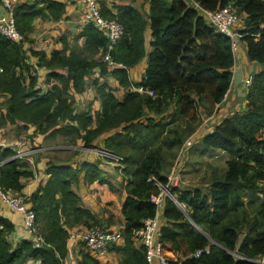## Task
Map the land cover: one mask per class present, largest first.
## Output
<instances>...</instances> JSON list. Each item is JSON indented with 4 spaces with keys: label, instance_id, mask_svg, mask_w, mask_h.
<instances>
[{
    "label": "trees",
    "instance_id": "trees-1",
    "mask_svg": "<svg viewBox=\"0 0 264 264\" xmlns=\"http://www.w3.org/2000/svg\"><path fill=\"white\" fill-rule=\"evenodd\" d=\"M147 1V14L130 3L116 5L115 14L102 11L124 27L109 51L113 62L119 64L112 68L103 58L108 38L91 23L84 24L79 34L84 37L86 49L92 50V55L99 54L98 59L74 50L46 52L29 48V53L37 57L36 66L46 69L44 88L37 86L38 76L26 61L22 40L12 41L0 33V93L7 96L3 118L31 122L39 132L76 133L84 146H91L102 132L122 124L119 131L103 140L105 148L123 155L126 197L121 206L123 238L117 249L123 254L120 264H147L146 247L134 231L158 212L157 181H167L164 154L177 152L197 127L200 108L209 113L223 99L232 78L230 36L211 26L199 6L215 9L232 3L236 13L245 16L243 28L237 30L245 42L247 57L261 68L251 76L242 110L222 117L201 138L202 152L214 147L229 154L224 172L212 178L208 191L199 186L172 185L174 198L164 196L166 222L160 227V253L166 264H260L255 260L264 259V198L256 206V215L246 222V210L238 216L243 200L237 188L254 189L256 180H264V0ZM42 3L44 6L20 3L15 7L16 26L24 40L33 31L34 20L43 16L42 7L53 19L65 11L62 2ZM147 26L151 33L148 51L144 38ZM144 57L147 59L141 80L134 82L128 67ZM93 69L113 76L124 90L119 100L106 82L95 81L101 110L94 118L88 112L75 111L72 95V90H83L85 77ZM168 114L172 115L169 121ZM60 121H64L62 125ZM12 153L5 147L0 159ZM22 166L16 158L0 166V182L6 191L21 189L19 177L31 174ZM82 169L86 179L112 191V182L101 175L95 163L84 161L77 171L69 164L51 163L46 184L26 199L37 223L42 222V228L38 225L44 243L35 246L33 240H21L13 244L8 239L13 224L0 216V264H23L28 258L40 259L41 264L63 263L69 231L62 225V217L65 215L66 221L72 211L73 221L94 219L87 206L78 204L81 198L71 186V178ZM178 203L184 204L185 210ZM242 222L248 228L239 241ZM197 250L200 252L195 255ZM80 264L111 263H101L84 248Z\"/></svg>",
    "mask_w": 264,
    "mask_h": 264
},
{
    "label": "crops",
    "instance_id": "crops-1",
    "mask_svg": "<svg viewBox=\"0 0 264 264\" xmlns=\"http://www.w3.org/2000/svg\"><path fill=\"white\" fill-rule=\"evenodd\" d=\"M64 3L65 11L62 16L58 19H53L45 8L42 7L43 16H39L34 20L33 31H31L28 40L22 39V46L26 52V61L31 66V72L37 73L38 82L37 86L40 88H44V74L46 69L43 67H37L36 61L37 57L29 53V48L32 49H43L46 52H50L52 49H64L67 45V42L71 43L75 40L79 45L84 43V37L80 36V30L82 29V22H80L82 6L79 0H56ZM30 3H36L38 6H44L42 0H32ZM130 3L133 7L138 8L142 13L147 14L149 9V3L147 0H99L100 11L106 9L108 11L107 14L112 13L115 14V6L118 4H127ZM105 14V16H108ZM104 15V14H103ZM110 17V16H108ZM145 38V48L146 51L149 49V42L151 39L150 29L147 26L144 31ZM238 50L237 54L234 55V61L232 66V78L230 82V86L225 93L223 99L217 103L213 109L210 111L209 115L206 116L202 121L206 124L211 123L207 129L200 130L198 128L201 127L200 124L197 125V131L193 132L192 136H189L191 140L186 144V148L189 149L192 146L194 141H198L201 139L204 134L211 131L216 123L220 121V119L226 115L233 113L236 110H242L246 103L245 99V89L242 85L238 83V81H242L241 78H245L251 73L258 71L260 69V64L256 61L249 60L246 54V45L244 41L239 37L237 38ZM67 41V42H66ZM28 42V43H27ZM146 57H144L139 62L134 65L128 67L129 77L134 82H139L141 80L142 74L144 72V68L146 66ZM239 78L237 79L236 78ZM95 81L98 82H106L108 86L112 89L114 95L120 100L124 95L123 88L120 87L118 81L109 74L101 75L97 69L91 70L85 77L84 88L80 92H75L72 90V95L75 96L73 101V107L77 112H88L89 115H94L96 112L101 110L100 99L96 92V84ZM137 91L141 92L142 89L137 87ZM236 92H235V91ZM4 99V97H3ZM6 111V107L1 109L0 118L3 119L4 113ZM202 108H200L199 113L202 112ZM151 114V113H149ZM1 119V120H2ZM4 121V120H3ZM5 124H13L8 126H15L17 124L16 121L9 122L7 121ZM63 121H60L59 125H62ZM70 124H76L75 122H70ZM121 125L110 128L102 132L94 141L91 146H84L83 141L79 138L80 142L77 144L72 143V146H65L62 144H53V142H46L45 138H48L49 135H52L48 132H39L36 129V126L31 122H26L25 131L29 137L26 135L20 134L19 136H12L8 134V131L11 127L3 126L0 124V144L3 145L2 149L5 147H9L13 151L27 150L33 148L34 151L29 153L24 158H17L21 162H23L22 168L30 171L31 174L28 176H20L19 180L22 184V191H25L28 195L33 192L37 187L44 186L50 177V173L48 172V166L51 163L55 164H69L73 170L77 171L83 162H92L95 163L97 168L100 169L101 175L108 178L113 185L112 192H115L120 197L116 200L117 210L116 215L119 220V223H110L109 227L112 228H121L123 217L121 213V206L126 197V191L124 188V176H122V170L124 164H119L116 166L114 162H110L106 160L103 156L100 155L102 150H109L103 146V140L107 136L119 131L121 129ZM199 130V132H198ZM198 132V133H197ZM54 135L61 134L59 132L53 133ZM197 134V135H196ZM64 135V134H61ZM200 136V138H198ZM188 139V140H189ZM75 142V141H73ZM37 146V147H36ZM72 148L70 154H66V148ZM201 148V154L207 152V155L211 154L215 151H212L211 148H207L202 152L203 146ZM1 149V150H2ZM186 149V150H187ZM210 149V150H209ZM0 150V152H1ZM183 150V149H182ZM73 151V152H72ZM221 152V151H220ZM59 153V154H58ZM184 152L182 154L183 157H187V153L185 156ZM9 155L3 156V158L8 157ZM178 159L180 157H177ZM227 158V157H226ZM224 158V160H226ZM118 168V171L116 170ZM84 169L77 172V177L71 178V186L72 189L80 196L81 200L86 203L93 216L100 215L101 218L108 217L109 211L103 210L100 207V204L95 199V189L101 187V191H107L104 188V185L99 184L98 182H92L88 178L86 179L84 176ZM168 174L171 169L165 170ZM224 172V171H223ZM194 187V186H193ZM198 187V186H196ZM201 187V186H199ZM187 188V187H186ZM203 191L205 190L201 187ZM18 190L9 189V192L16 193ZM173 198V197H172ZM79 201V205H80ZM97 214V215H96ZM0 216H3L10 220L13 224V229L10 231L8 239L15 244L21 240H32L31 234L28 232L23 220L22 216L18 211L8 209L2 202H0ZM65 220V217H62V225L68 229L69 235L66 241V255L62 264H80L81 251L84 249L83 243L80 239L76 237V231L78 228H75L76 221L72 219ZM156 223L157 227L160 228L165 222L166 218L163 215V205L160 207L156 214ZM69 221V222H68ZM65 222L68 224L65 225ZM40 228H42V222H38ZM73 229V230H71ZM71 230V231H70ZM118 244H113L109 247L108 252L99 257V261L101 263H111V264H120V260L123 256L122 252L117 249ZM23 264H41L40 259L28 258L24 261ZM152 264H166V261L163 256H154Z\"/></svg>",
    "mask_w": 264,
    "mask_h": 264
},
{
    "label": "built area",
    "instance_id": "built-area-1",
    "mask_svg": "<svg viewBox=\"0 0 264 264\" xmlns=\"http://www.w3.org/2000/svg\"><path fill=\"white\" fill-rule=\"evenodd\" d=\"M79 1L82 6L80 22H82V25L91 23L93 26L104 32L109 42L107 50L103 53V58L106 60L110 68L119 65L113 62L109 51L123 34V25L115 17H108L101 13L99 0ZM30 2H32V0H0L1 34L12 41H20L23 39V34L16 26L14 11L17 4ZM199 8L201 9L202 15L211 26L230 36L232 49H234L237 43V38L241 36V33L234 29V25L237 21V14L232 3H227L226 5L215 9H206L201 6H199ZM244 81L246 84H250L251 75L245 77ZM147 92L153 94L151 90H147ZM2 147L3 145L0 144V150ZM32 151H34L33 148L27 150L17 149L8 157L1 158L0 166L9 159L24 158ZM100 155L115 164H117V161L119 164L122 163V157L110 150H102ZM177 162L178 159L175 160L171 171L167 174V181L165 184L157 181L160 188V191L155 198L158 210L163 205V198L165 195L174 198V195L169 191L168 186L177 185L179 182L180 174L179 171L175 170ZM28 196L27 193H24L23 197H19L14 192H9V190L6 191L0 182V202H2L8 209L18 211L21 214L22 220L28 232L31 234L34 245L41 246L44 243V238L39 230V225L36 221V214L25 199ZM156 214L153 217L144 219L143 225L134 231L140 244L142 243L146 247L145 254L147 264H152L154 256H162L160 253L159 241L160 228L157 227L155 220ZM75 234L83 243L84 248L97 258L104 256L108 252L110 246L120 243L123 238L121 228L96 225L79 228ZM204 249L207 251L208 246ZM199 252L200 250H197L195 255H198ZM261 259L264 261L263 258Z\"/></svg>",
    "mask_w": 264,
    "mask_h": 264
},
{
    "label": "rangeland",
    "instance_id": "rangeland-1",
    "mask_svg": "<svg viewBox=\"0 0 264 264\" xmlns=\"http://www.w3.org/2000/svg\"><path fill=\"white\" fill-rule=\"evenodd\" d=\"M244 18H245L244 14H240V13L237 14V21L234 25V29L237 30V29L243 28ZM238 43H239V40L237 41V43L233 49L234 55L237 54ZM86 48L87 47L84 46L83 43L81 45H79L75 40H73V42H71V43L67 42V45L65 46L63 51L69 52V51L74 50L77 53H80V54L87 56L88 54L92 53V50H90L89 48L88 49H86ZM30 49H32V48H30ZM92 57L95 59H98L99 54L93 53V55L91 54L90 58H92ZM260 68H261V65H260ZM253 73H251V74L253 75ZM236 78H237V76H236ZM237 79H239V78H237ZM244 79L245 78H241L242 81H238V83L240 85H242V89L244 87V89L246 91V89H248L250 84H246ZM3 97H4V99H3ZM73 98H75V96H73ZM73 101H74V99H73ZM6 104H7V96L0 93V112H1L2 108L6 107ZM202 110L203 111L199 113L200 118L197 122V125H198V124H200V121H201V127L198 128L200 130L207 129L209 126H211V123L206 124V122L204 123L202 121L206 116L209 115L210 112L208 113L206 111V109H202ZM171 116L172 115H170V114L166 115V120L167 121L171 120V118H172ZM156 118H158V117H156ZM1 119L2 118H0V124L1 125L5 126V127L7 126V128L11 127L10 129L8 128L9 129V131H8L9 136L11 134L12 136L15 137V136H19L20 134H23V135H26V137H29V135H27L26 132L23 131V130H25V124H26V122L24 120L16 119L15 121L17 122V124L15 126H8V125H13V124H5L7 121L4 120V118L2 120ZM195 131H197V128H195L193 132H195ZM193 132L191 133V136H192ZM198 132H199V130H198ZM189 136H187L182 141V143H181V145L178 148L176 153H174V152L171 153V152H167V151L165 152V154H164L165 155L164 165L170 170L173 167L175 160L178 159L177 157H180L178 159L177 166L175 168V170L179 171V174H180V179H179V182L177 184L178 187L185 188V187L201 186L205 190H207V187L210 186L212 178L221 175V173H223V171L225 170L226 163H225L224 158H226V157L228 158L229 154L224 150H221L219 148H214V147H211L212 151L220 150L221 152L215 151V152H212L210 155L209 154L207 155V152H204V154L203 153L201 154V152H200L201 148L200 147L203 146L201 139H198L197 142L194 141L192 143L191 148L187 149L185 145L191 141L189 139ZM76 137H77L76 133L72 132L70 134H64V135L52 134V135H49L48 138H45V140H46V142H51V143L53 142V144L57 143V144L65 145V146L66 145L72 146L73 145L72 143L77 144L78 142H80L79 138H76ZM198 138H200V136H198ZM73 141H75V142H73ZM72 148L73 147L66 148L65 150H69V151H66L65 153L70 154ZM184 152L187 153V157L182 158V154ZM186 153H185V156H186ZM119 156H121V154ZM116 166H119L118 161H117ZM118 168L119 167H116L117 171H118ZM120 170H122V167ZM122 176H124L123 173H122ZM254 185H255L254 189H244V188H240V187L237 188L238 191L240 192L241 198L243 200V203H242L243 207L239 208L238 216L241 217L243 214L242 211L246 210V217H247L246 222H248V221L250 222L253 219V216L256 215V206H257L258 202L264 198V180H260V181L256 180ZM170 186L171 185H169L168 188H169V191L171 192ZM93 188L96 190L95 191V199L100 204V207L103 210L109 211V215H108V217L101 218L100 215L96 214L97 216H94V219L85 218L86 222H82V221L76 222L75 228L79 229L82 227H89V226H95V225L96 226H102V227H104V226L109 227L110 226L109 224L112 222L117 223V224L119 223V220H118L115 212L117 210L116 200L119 199L120 195L119 194L117 195L115 192H112L109 190L102 192L101 189L103 190V188H101V187L96 188L95 186H93ZM24 193H25V191H22L21 189H19L15 194L19 197H23ZM25 199H27V197ZM80 204L81 205H87L83 201H80ZM179 206L183 210H185V208H186V206L184 204H179ZM68 215L69 216H66L67 220L72 219L74 216V213L72 211H70ZM63 217H65V215ZM261 222H263V221L261 220ZM67 224L68 223L65 222V225H67ZM197 228L199 230L203 229L201 226H197ZM247 228H248V226L246 223L242 222L240 224L239 241L243 237V235L247 232ZM71 230H73V229H71ZM255 261L259 262L260 264H262V263L264 264V261L261 258H257Z\"/></svg>",
    "mask_w": 264,
    "mask_h": 264
}]
</instances>
